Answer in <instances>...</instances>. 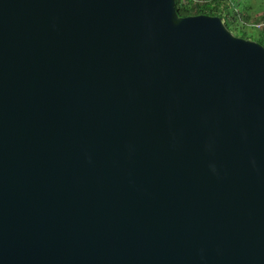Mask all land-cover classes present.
Listing matches in <instances>:
<instances>
[{"label": "water", "instance_id": "1", "mask_svg": "<svg viewBox=\"0 0 264 264\" xmlns=\"http://www.w3.org/2000/svg\"><path fill=\"white\" fill-rule=\"evenodd\" d=\"M176 0H0V264H264V46Z\"/></svg>", "mask_w": 264, "mask_h": 264}, {"label": "trees", "instance_id": "2", "mask_svg": "<svg viewBox=\"0 0 264 264\" xmlns=\"http://www.w3.org/2000/svg\"><path fill=\"white\" fill-rule=\"evenodd\" d=\"M176 2V7L180 16L208 15L221 17L227 28L235 36L256 41L264 46V30H260L261 34L256 39L251 37L246 31L247 26L251 25V21L248 16L245 17L243 15L240 0H176ZM259 2L261 3L258 6L257 12L264 13V0H259ZM250 5L252 8L253 4ZM260 16L262 20H259L257 23L264 21V14ZM259 18L260 17H258V19Z\"/></svg>", "mask_w": 264, "mask_h": 264}, {"label": "rangeland", "instance_id": "3", "mask_svg": "<svg viewBox=\"0 0 264 264\" xmlns=\"http://www.w3.org/2000/svg\"><path fill=\"white\" fill-rule=\"evenodd\" d=\"M241 2V0H240ZM247 3L249 4H253V11L256 12V13H246V12H243V15L246 17L248 16L250 18V21H251V25H248L247 28H246V31L249 33V35L251 37H253L254 39H256L257 37H259V35L261 34L260 30H264V28H258V30L255 28L254 23H256L257 21L259 20H262L261 18L258 19L259 15V12H257L258 10V6L260 5L261 2H259V0H247Z\"/></svg>", "mask_w": 264, "mask_h": 264}, {"label": "crops", "instance_id": "4", "mask_svg": "<svg viewBox=\"0 0 264 264\" xmlns=\"http://www.w3.org/2000/svg\"><path fill=\"white\" fill-rule=\"evenodd\" d=\"M241 4H242V5H241V9L243 10V12H246V13H250V12H251V14H252V13H256V12H254L253 9L251 8L250 3L248 4L247 1H241ZM262 14H264V13L259 12V14H257V15H259V17L261 18L260 15H262ZM257 22H258V21H257ZM257 22L254 23V24H257Z\"/></svg>", "mask_w": 264, "mask_h": 264}, {"label": "built area", "instance_id": "5", "mask_svg": "<svg viewBox=\"0 0 264 264\" xmlns=\"http://www.w3.org/2000/svg\"><path fill=\"white\" fill-rule=\"evenodd\" d=\"M255 27L258 29V28H264V21H260L259 23H257L255 25Z\"/></svg>", "mask_w": 264, "mask_h": 264}]
</instances>
